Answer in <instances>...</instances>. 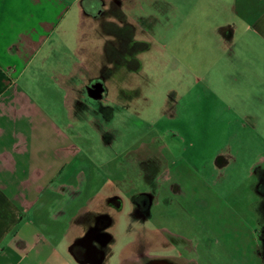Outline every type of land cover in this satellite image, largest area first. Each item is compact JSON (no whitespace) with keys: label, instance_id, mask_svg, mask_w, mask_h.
<instances>
[{"label":"rangeland","instance_id":"1","mask_svg":"<svg viewBox=\"0 0 264 264\" xmlns=\"http://www.w3.org/2000/svg\"><path fill=\"white\" fill-rule=\"evenodd\" d=\"M5 1L22 9L25 30L39 20L57 22L61 18L62 22L66 16V5L52 0L40 6L33 0ZM122 2L128 16L130 0ZM70 13L72 23L66 22L65 30L64 23L56 29L59 40L63 37L66 41V54L57 50L56 65H65L64 73L72 72V104L62 102L66 89L57 85L55 90L56 112L64 113L65 107L71 110L70 117L57 125L62 128L69 123L67 143L82 157L81 163L74 162L69 168L78 172V179L100 182L122 177L127 181L140 177L142 162H161L181 181L180 197L190 199L194 190L189 202L196 200L195 210L205 215L206 221L193 224L184 211H175L169 218L157 215L155 224L172 234L179 228L183 233L189 228L198 231L197 257L192 254L195 264H222L212 258H223L220 250L214 249L216 231L236 247L231 249L234 263L227 259V264H242L243 253L247 264H255L258 254L250 237L257 234V222L264 224V70L254 80L245 73L244 81L233 82L227 77V42L215 31L219 20L227 23V10L215 13L216 21L200 18L199 24L189 21L171 32H166L167 25L162 27V19L139 25L146 34L134 35L135 40H146L151 48L138 56V72L121 69L113 60L104 61L103 51L112 52V46L119 49V44L123 49L126 36H114L110 28L102 31L90 21L80 28L75 19L80 10L73 8ZM69 34L80 38V56L73 52L76 43ZM120 38L124 40L120 42ZM111 67L115 68L112 72ZM105 68L107 72L102 70ZM102 73L106 77L103 98L91 100L82 87L88 78ZM56 155L58 164L62 152L57 150ZM158 207L157 212L161 210ZM126 214L127 209L120 214V223ZM177 219L182 222L180 227ZM155 224L153 220L150 225ZM124 231L119 225L113 232L119 243L105 264H120L119 255L127 242ZM184 235L192 239L191 232ZM208 248L212 255H207Z\"/></svg>","mask_w":264,"mask_h":264},{"label":"crops","instance_id":"2","mask_svg":"<svg viewBox=\"0 0 264 264\" xmlns=\"http://www.w3.org/2000/svg\"><path fill=\"white\" fill-rule=\"evenodd\" d=\"M53 1L66 5L62 22L42 19L25 30L22 9L0 0V264H93L81 261L70 248L83 236L85 220L96 215L112 194L107 190L110 181L78 179V172L69 168L82 157L67 143L69 123L57 125L71 115L67 107L64 113L56 112L57 85L66 89L65 106L73 97L72 72L64 73L65 65H56L57 50L66 54L65 38L59 40L56 29L64 23L65 30L66 22L72 23L73 8L81 12L75 18L80 28L87 20L82 14L84 0ZM157 1L164 9L162 27L171 28L166 32L189 21L199 24L200 18L216 21V14L227 10V23L219 20L215 29L227 42V77L244 81L245 73L254 80L264 70V0H146ZM44 2L32 1L36 6ZM69 36L79 55L80 38ZM82 69L86 70L84 64ZM57 150L62 152L58 164ZM204 216L197 213L199 221H206ZM214 233V249L223 258L211 257L217 263L227 264V259L234 263L231 249L236 247L220 231ZM250 238L258 254L255 264H264L255 234ZM239 260L247 264L246 254Z\"/></svg>","mask_w":264,"mask_h":264},{"label":"flooded vegetation","instance_id":"3","mask_svg":"<svg viewBox=\"0 0 264 264\" xmlns=\"http://www.w3.org/2000/svg\"><path fill=\"white\" fill-rule=\"evenodd\" d=\"M130 5L128 8L129 15L126 16L122 0H84L82 3V14L85 20L94 22L102 31L106 27L110 28L111 34L114 36H119L120 33V36L127 37L123 49L120 50L119 44V49L113 47L112 55L104 51L102 54L103 58L105 57L104 61L110 63L113 60V63L118 65L117 67L125 70L135 67L137 57L145 53L144 50L147 52L151 48L146 40H135L134 35L142 36L145 33L138 26L150 21L159 22L164 19V9L158 1L147 3L146 0H130ZM150 10H155V12L151 13ZM123 40L120 38V42ZM110 56L112 58H109ZM102 70L107 72L105 71L106 68ZM113 70L115 68L111 67L109 71L112 72ZM103 73L87 79L82 87L87 98L93 100L98 88H103L101 94V98H103L106 82ZM150 163L145 161L139 164L141 174L135 180L128 179L126 181L122 177L105 178V180L110 181V188L107 190L112 191V194L104 198L96 215L85 220L84 234L76 242L73 249L81 261L97 264L98 261L103 260L102 264H105L113 254L114 246L119 243V238L113 232L116 231L117 226L123 225L127 242L124 243L119 255L120 264L196 263L192 254L197 257L198 242L196 239L198 238V231H191V228L185 229L187 231L184 233H192L191 239L190 236L184 235L180 228L177 233L172 234L173 232L163 225L155 223L154 227L150 225L153 220L158 222L157 215L160 219L163 217L162 214L169 218L170 214L175 213V211L183 214L185 212L189 221L198 224V212L195 210L196 200L189 202L195 192L192 189L193 193H191L192 198L190 199L189 197H180L182 192L181 181L175 180L161 162ZM155 207L161 208V210L157 212ZM125 209H127L126 217L120 223V214ZM178 223L180 227L182 222L178 221ZM256 233V240L264 255V224L257 222ZM208 241L212 242L209 238ZM208 241L205 243L209 244ZM209 248L207 250L208 256L210 255Z\"/></svg>","mask_w":264,"mask_h":264},{"label":"water","instance_id":"4","mask_svg":"<svg viewBox=\"0 0 264 264\" xmlns=\"http://www.w3.org/2000/svg\"><path fill=\"white\" fill-rule=\"evenodd\" d=\"M102 92H103V88L101 89H97V91H96V97L93 99V100H100L101 99V97H102ZM76 244V243H75ZM75 244H73L72 246H71V248H70V252H73V249L75 248ZM74 254V253H73ZM73 256V255H72ZM102 261L103 260H100V261H98V263L97 264H102Z\"/></svg>","mask_w":264,"mask_h":264},{"label":"trees","instance_id":"5","mask_svg":"<svg viewBox=\"0 0 264 264\" xmlns=\"http://www.w3.org/2000/svg\"><path fill=\"white\" fill-rule=\"evenodd\" d=\"M127 27H128V26H127ZM110 47H111V46H110ZM110 50L113 51V46L110 48ZM144 51H146V50H144ZM105 53H110V54H111V52H105ZM111 55H112V54H111ZM109 58H112V56H110ZM118 59H119V58H118ZM119 60H121V59H119ZM139 69H140V62L137 60V61H136V66L133 67L132 69L128 70V71H136V72H138Z\"/></svg>","mask_w":264,"mask_h":264}]
</instances>
